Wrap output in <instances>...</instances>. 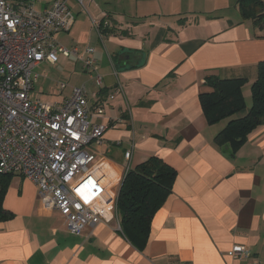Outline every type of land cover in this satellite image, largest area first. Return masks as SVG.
<instances>
[{
  "label": "crops",
  "instance_id": "1",
  "mask_svg": "<svg viewBox=\"0 0 264 264\" xmlns=\"http://www.w3.org/2000/svg\"><path fill=\"white\" fill-rule=\"evenodd\" d=\"M53 1L40 0L34 9ZM237 3L85 0L83 9L68 1L75 22L55 40L77 55L59 54L56 63L34 69L50 64L82 78L78 86L87 87L93 120L109 126L87 189L101 194L110 188L108 197L116 199L127 167L152 157L177 177L141 249L125 236L113 206L100 224L76 236L32 181L13 174L3 199L12 217L0 222V264H264V127L232 154L216 141L230 119L208 124L200 101L210 76L246 78V100L264 62V29L244 19ZM72 91L52 104H63ZM236 245L246 246L249 256L230 257Z\"/></svg>",
  "mask_w": 264,
  "mask_h": 264
},
{
  "label": "built area",
  "instance_id": "2",
  "mask_svg": "<svg viewBox=\"0 0 264 264\" xmlns=\"http://www.w3.org/2000/svg\"><path fill=\"white\" fill-rule=\"evenodd\" d=\"M68 1L54 0L49 8L37 11L34 5L40 0H0V172L32 181L51 209L64 218L69 232L82 236L89 226L102 222L104 210L111 211V206L118 217L117 198L105 195L108 188L101 194L87 189L97 162L96 148L109 126L93 120L85 85L74 88L61 105L31 96L37 65L56 63L59 54L77 55L55 40L57 33L69 32L75 21ZM76 1L85 9V0ZM94 25L98 30L102 27ZM85 63L91 66L93 61ZM95 80L101 86L102 78ZM96 110L104 114L102 106ZM131 153H125L127 161ZM228 255L241 260L249 252L246 246L236 245Z\"/></svg>",
  "mask_w": 264,
  "mask_h": 264
},
{
  "label": "trees",
  "instance_id": "3",
  "mask_svg": "<svg viewBox=\"0 0 264 264\" xmlns=\"http://www.w3.org/2000/svg\"><path fill=\"white\" fill-rule=\"evenodd\" d=\"M237 5L244 19L264 29V0H238ZM257 72V79L251 85L252 103L246 113L247 104L243 94L248 82L246 78L207 77L205 85L210 90L200 94L208 124L230 119L216 136V141L228 144L232 154L247 142L250 134L264 127V62L259 63ZM239 113L245 115L235 118ZM12 176L0 172V222L12 217L3 208L4 195ZM176 177V171L157 157L141 163L124 176L117 196V213L125 236L138 248H145L152 219L172 193Z\"/></svg>",
  "mask_w": 264,
  "mask_h": 264
},
{
  "label": "rangeland",
  "instance_id": "4",
  "mask_svg": "<svg viewBox=\"0 0 264 264\" xmlns=\"http://www.w3.org/2000/svg\"><path fill=\"white\" fill-rule=\"evenodd\" d=\"M76 3L81 8H83L82 5L79 4L77 1ZM83 5H85V1ZM100 21L101 23L104 24L106 20H100ZM33 74H38L39 79L34 86L35 90L33 89L31 92V96L33 98H40L42 101L46 103L61 102L64 97H67L70 95L72 88L74 86L83 84V80L79 76H75L72 73H68V72L67 73L60 72V69H56L54 66L50 64H43L36 70L34 69ZM83 79H85V77H83ZM61 84H65V85L67 84V87L64 90H61L60 89ZM248 95L245 101H246L247 106L250 107L252 103V98L251 96H248ZM123 179L124 177L121 179L120 186H121ZM106 194L107 193H105V195ZM116 210H117V207H116Z\"/></svg>",
  "mask_w": 264,
  "mask_h": 264
},
{
  "label": "bare ground",
  "instance_id": "5",
  "mask_svg": "<svg viewBox=\"0 0 264 264\" xmlns=\"http://www.w3.org/2000/svg\"><path fill=\"white\" fill-rule=\"evenodd\" d=\"M89 49V48H88ZM92 54V53H91ZM37 67V66H36ZM34 87V86H33Z\"/></svg>",
  "mask_w": 264,
  "mask_h": 264
}]
</instances>
